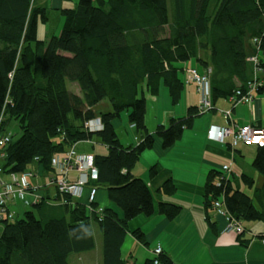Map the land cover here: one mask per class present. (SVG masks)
Wrapping results in <instances>:
<instances>
[{
	"label": "trees",
	"instance_id": "obj_1",
	"mask_svg": "<svg viewBox=\"0 0 264 264\" xmlns=\"http://www.w3.org/2000/svg\"><path fill=\"white\" fill-rule=\"evenodd\" d=\"M61 16L60 33L44 41L37 28L48 21L45 8L33 0H0V114L19 127L0 151V170L3 175L35 169L52 173L53 157L95 139L106 153L89 155L97 171L94 187L106 191L122 216L111 208L99 212L96 204L73 201L50 186L57 196H40L32 205L35 212L21 216L13 203L14 218L0 221V264H70L71 257L97 248L98 264H126L121 246L128 222L155 212L172 220L180 207L155 204V194H174L170 178L153 193L132 174L139 153L120 141L113 127L117 111H127L126 122L146 145L156 137L168 149L204 112L199 105L190 106L184 117L171 118L150 134L145 96H156L162 82L176 103L184 64L194 60L202 72L210 69L212 110L217 99L230 98L237 90L245 93L254 78L249 59L257 58L260 72L264 70V0H77ZM200 49L207 56L200 57ZM69 82L77 85L75 91L69 90ZM262 90L259 86L256 93ZM102 101H108L111 111L95 113ZM95 118L101 130L88 132L85 124ZM251 168L263 177L260 187L246 175L238 185L228 172L210 173L204 186L206 206L213 209L218 201L232 219L264 224V147H256ZM149 173L154 178L156 168ZM130 234L146 245L140 229ZM154 250L153 257L132 264H175L162 250Z\"/></svg>",
	"mask_w": 264,
	"mask_h": 264
},
{
	"label": "crops",
	"instance_id": "obj_2",
	"mask_svg": "<svg viewBox=\"0 0 264 264\" xmlns=\"http://www.w3.org/2000/svg\"><path fill=\"white\" fill-rule=\"evenodd\" d=\"M35 6L43 7L48 13V21L39 24L37 36L47 41L60 33L63 24L61 11L74 8L77 0H33ZM189 63V62H188ZM189 66H194L189 64ZM186 64L183 67H189ZM200 70L203 68L199 67ZM258 85L262 87L260 93L255 94L249 104L234 105L230 98H220L215 101L214 109L197 116L191 129L185 130L172 147L163 149L161 141L156 137L151 146L144 143L137 131L126 122V115L118 113L113 121V127L120 130L118 134L124 146L136 147L139 159L132 169L136 178L144 180L150 190H155L166 179L170 178L175 192L172 196L154 195L155 204L159 201L175 204L180 207L178 215L167 220L155 212L150 217L139 215L128 222L127 235L121 246V255L126 264L142 263L153 257V250L158 245L162 253L167 255L175 264H264V224L260 222L245 223L247 231L236 233L224 232L226 219L217 214L205 204L204 186L210 173H219L223 166L229 168L231 182L241 185V175L253 179L254 185L260 187L263 177L251 168V161L255 156V146H238L231 149L228 144H221L208 137V130L212 127L235 126L250 123L264 129V70L256 73ZM179 80L183 84L181 96L176 103L171 101L167 90L160 84L159 92L155 96V108L152 117L145 120L147 130L153 134L157 125H167L171 118L180 119L185 116L190 106H198L200 96L192 84L186 83V78L179 73ZM166 90V91H165ZM161 93V94H159ZM161 102H159V96ZM110 104H105L106 111ZM162 105V106H161ZM125 114H127L126 110ZM102 112V111H98ZM104 112V111H103ZM117 112H120L118 110ZM229 112L228 118L225 113ZM122 134V135H121ZM80 154H105L106 148L93 139L75 144ZM155 167L157 174L150 177V169ZM41 170L38 176L41 175ZM75 178L76 174H72ZM38 179V178H36ZM46 186L47 182L36 181ZM38 185V186H40ZM246 189V188H244ZM39 196L56 197L55 190L46 186ZM88 189L85 188L78 198L73 201L87 203ZM29 206L15 203L16 213L21 208L32 207L33 195H28ZM100 209H113L119 217L122 212L107 198V193L97 190L94 202ZM23 209V210H24ZM140 229L146 240V245L135 241L130 232ZM98 248L91 253L78 257H71L73 264H89V260L99 262ZM89 260H88V259ZM97 259V260H96Z\"/></svg>",
	"mask_w": 264,
	"mask_h": 264
},
{
	"label": "built area",
	"instance_id": "obj_3",
	"mask_svg": "<svg viewBox=\"0 0 264 264\" xmlns=\"http://www.w3.org/2000/svg\"><path fill=\"white\" fill-rule=\"evenodd\" d=\"M254 64V78L253 82L247 83V91L242 94L240 90H237L230 99L234 105L237 104H249L254 99L256 88L259 87L258 81L255 78L256 73L260 72L258 68V59H249ZM185 74L186 82L192 83L197 89L200 96L199 109L201 112H210L211 107V92H210V69H206L203 72H198L194 68H187L183 71ZM4 114H0V151H2L10 142L11 135L4 132L2 129L1 117ZM226 118L229 116V112L225 113ZM101 121L99 118L88 121L85 124V129L88 132H97L101 130ZM208 137L214 139L221 144H228L232 149H236L238 146H255L264 147V129L258 128L250 123H242L235 126H222L212 127L207 132ZM75 146L69 147L68 152L64 157H53L51 159V167L59 176L50 177L46 183V186H54L60 193L69 195L70 197H80L82 191L87 188L88 195L86 202L90 204L94 202L97 189L94 187V182L97 179V171L93 166V158L89 155H78L74 149ZM1 154V153H0ZM76 174L74 180L69 179V172ZM223 172L229 171L227 166L222 168ZM34 171H26L21 173H12L7 176L8 180H3V174L0 170V221L12 220L15 216V212L11 210L13 203L22 202L24 206H29L31 203L27 200L28 195H33V202L40 198L38 192L42 189L41 186H36L30 183V179L36 178ZM33 185V186H32ZM213 210L223 216L227 221V226L224 228V232H236L241 233L245 224L241 221L232 219L226 212L223 204L216 201L213 204ZM101 210H99L100 212ZM264 243V240H262ZM161 248L157 246L154 250L155 254H159ZM157 264V261H154Z\"/></svg>",
	"mask_w": 264,
	"mask_h": 264
},
{
	"label": "rangeland",
	"instance_id": "obj_4",
	"mask_svg": "<svg viewBox=\"0 0 264 264\" xmlns=\"http://www.w3.org/2000/svg\"><path fill=\"white\" fill-rule=\"evenodd\" d=\"M34 2V1H33ZM198 55L200 56V57H205V56H207V52L204 50V49H200L199 50V52H198ZM189 64H191V65H194V66H189ZM186 66H189V67H183V70H181V73H182V71H185L187 68H194V69H196V70H198L199 69V66H198V64L194 61V60H192V61H189V63H186ZM200 70V69H199ZM198 70V71H199ZM200 72H202L201 70H200ZM186 81V80H185ZM187 83V82H186ZM69 84H70V82L68 83V86H69ZM188 84V83H187ZM192 84V83H191ZM161 85L166 89V87L163 85V83L161 82ZM193 85V84H192ZM74 86H77L76 84L74 85ZM74 86H69L68 88H69V90L70 89H72V90H76V87H74ZM167 90V89H166ZM165 90V91H166ZM159 94H161V93H159ZM167 94H169L168 93V90H167ZM161 95L159 96V102H161ZM145 98H146V114H145V120H147L148 119V121H149V118L150 117H152L153 116V112H154V108H155V96H152V95H149V94H146V96H145ZM108 103V101H102V102H100L95 108H94V112L95 113H99L98 111H104V112H108V111H106V109L104 108L105 107V104H107ZM110 106V105H109ZM162 106V105H161ZM111 109V106L108 108V110H110ZM119 113V115L120 114H122L123 115V117H124V115H126L125 114V111H123V110H120V112H118ZM6 121V119H5V115H3L2 117H1V123H2V128H3V130H4V132L5 133H7V134H14V133H18L19 131H18V125H17V122L16 121H8V123L7 122H5ZM6 123V124H5ZM117 132L120 134L121 133V131L120 130H117ZM122 135V134H121ZM94 141H96L95 139H93ZM68 150H69V147H67L66 148V150H65V153L61 156V157H64L65 155H66V153L68 152ZM75 152H76V154H78V155H85V154H80L76 149H75ZM39 170L40 169H35L34 170V175H37L36 176V178H38V179H36L35 177H33L32 179H30V183H33V182H35V180L37 181H40V182H47L48 181V179L50 178V177H53V176H55V178L56 177H58L59 176V173H56L55 171L54 172H52V173H45L44 171H41L40 173H41V175H40V177L38 176V172H39ZM21 173V172H20ZM72 174H74V173H72V171H70L69 172V179L70 180H74V178L72 177ZM3 180H8L7 179V176L6 175H3ZM41 187H42V189H44V188H46V186H42V185H40ZM101 191H104V192H106L105 190H101ZM96 194H97V192H96ZM71 198H77V197H71ZM95 200H96V197H95V199H94V202H95ZM94 202H92V203H94ZM95 204V203H94ZM98 207H99V205H98ZM26 209H24V207H22L21 208V212L19 213V215H21L22 216V213L23 212H25V211H34L35 212V209H34V207H25ZM24 209V210H23ZM99 210H101L100 208H97V211H99ZM20 216V217H21ZM1 228V227H0ZM245 231H247V229L246 228H244V230L242 231V233L243 232H245ZM88 259V258H87ZM89 260V259H88ZM97 260V259H96ZM90 261V263L89 264H98L97 262H95V260L93 261L92 259L91 260H89ZM70 264H73V261L71 262L70 261ZM75 264V263H74Z\"/></svg>",
	"mask_w": 264,
	"mask_h": 264
}]
</instances>
